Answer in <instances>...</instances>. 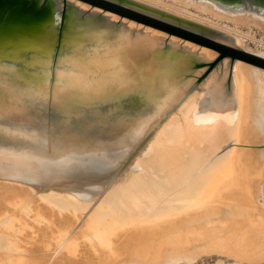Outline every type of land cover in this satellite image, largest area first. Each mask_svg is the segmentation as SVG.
Returning <instances> with one entry per match:
<instances>
[{
  "label": "bare ground",
  "instance_id": "bare-ground-1",
  "mask_svg": "<svg viewBox=\"0 0 264 264\" xmlns=\"http://www.w3.org/2000/svg\"><path fill=\"white\" fill-rule=\"evenodd\" d=\"M195 1L264 23L263 1ZM10 21L22 26H0V62L19 66L0 64L1 119L53 133L40 117L51 112L69 116L60 131H85L102 105L126 103L148 110L138 133L153 132L119 144L52 135L55 161L0 152V264L264 262L263 52L144 0H0ZM77 149L91 151L68 158Z\"/></svg>",
  "mask_w": 264,
  "mask_h": 264
},
{
  "label": "water",
  "instance_id": "water-1",
  "mask_svg": "<svg viewBox=\"0 0 264 264\" xmlns=\"http://www.w3.org/2000/svg\"><path fill=\"white\" fill-rule=\"evenodd\" d=\"M3 6V5H2ZM7 8L11 9V6L6 5ZM124 7V6H123ZM41 9V8H40ZM39 9V10H40ZM22 26L21 23L18 22H13L10 21L9 23H1L0 26H6V28H9L10 26ZM171 25V24H170ZM24 26H27L24 24ZM122 28V29H127V26L124 27L121 25L120 22L115 24L114 28ZM178 27V26H176ZM63 27H60L59 32H58V39L59 41H61L63 39V34H64V30L62 29ZM180 28V27H179ZM1 30V28H0ZM60 44V43H58ZM171 46L169 39L165 40V44L163 46V48L165 49V51L170 50L171 48H169ZM181 49H185L182 46L178 47ZM2 49H0V53ZM4 54V53H3ZM8 62V63H7ZM1 65H10V64H15V66H19L17 61L14 60H9V61H4V62H0ZM147 65V64H146ZM204 64H197V66L195 65V67L193 68V70L191 71V73H188L187 75L185 74L183 76L182 80L188 79L189 76H195V74H192V72H195V70L198 67L203 66ZM217 65V62H210L208 64H206L205 66H207V72L203 73L202 76L198 77V81L195 83H199L201 81H204V79L208 76V74L214 69V67ZM176 70V69H174ZM173 70V71H174ZM165 71L169 72L168 70L165 69ZM171 72V71H170ZM175 72V71H174ZM171 74H174L173 72H171ZM130 98L132 96H129ZM52 100V99H51ZM50 100V101H51ZM126 100H123V102H126ZM123 105H126V103H121L119 104L120 108L118 109L117 106H112L109 108V104H104L100 107L99 112L95 115L90 114L89 118H92L95 120L94 124L95 127L90 128L89 130H81L80 125L76 124V125H72L70 126V129L73 128V130L71 131H66L65 129L63 131V128H67L68 126V120H69V116L68 115H62V116H53L50 115L51 112H48L46 115H44L43 113L41 114V120L43 121L45 128H47L48 130H53V133H41L42 129L41 128H36V129H30L28 128H22L18 125H14L12 123H8L5 122L3 119H7V118H0V152H5V151H11L13 148L15 149V151H28L34 154L39 155L40 153H42L43 151H46L47 154L46 157L50 158L48 160H52L55 161L56 158L55 156H52V152L55 151L52 143L51 142H56V141H52L50 138L52 135H57V136H61L63 138H68L70 139V141H74V142H80L82 140H89L91 138H96L98 141L102 142V143H113V144H119L124 142L125 140H136L138 141V139H140L139 141L143 142L145 139H147L153 132V130H148L147 132H145V134H140L138 133L140 130L136 131V127L139 125L140 121H145V119H148L147 117H140L141 119L138 120L137 118H139L140 115H143L145 113L148 112V110H143V111H138V113L136 112V115L133 114H128V110L126 109V107L123 108ZM39 106V103H38ZM176 107V106H174ZM171 108L170 112L174 109ZM109 109V110H108ZM122 112L124 114H122ZM74 117H76V115L73 114ZM136 118V121L134 122ZM166 117H162L158 123L155 126H159L161 125ZM98 119H101L102 121L99 122L98 124H96V121ZM88 120V119H86ZM134 122V123H133ZM149 122V121H148ZM148 122L145 123L146 125H148ZM136 123V125H135ZM145 125V126H146ZM29 130V131H28ZM44 130V128H43ZM146 130V129H144ZM26 131L31 132V133H26ZM38 132V133H37ZM41 133V134H40ZM70 133L72 135H70ZM65 140V139H64ZM139 143V142H138ZM142 144V143H141ZM139 148V146H138ZM137 148V149H138ZM91 149V148H89ZM89 149H77L75 152H70L68 154V158H79V156H83L85 152H88L85 155L90 154L89 152L91 150ZM99 153H103V150L99 151ZM130 154V153H129ZM58 158V157H57ZM66 158V159H68Z\"/></svg>",
  "mask_w": 264,
  "mask_h": 264
},
{
  "label": "rangeland",
  "instance_id": "rangeland-1",
  "mask_svg": "<svg viewBox=\"0 0 264 264\" xmlns=\"http://www.w3.org/2000/svg\"><path fill=\"white\" fill-rule=\"evenodd\" d=\"M144 1L150 2L152 4L156 3L168 9L200 19L206 23H211L213 25L222 26L225 29L232 32L233 34H236L242 37L243 39H245V46L250 51L264 53V23L262 22V19L260 18L251 17L248 15H232L230 17H226L224 16V14L217 15L213 13L211 10H209V9H213V7L210 4L205 3V2H203V4H200V2H197L195 0L193 1H190V0H144ZM258 1L264 2V0H258ZM216 66L214 67V70L216 69ZM188 73H191V71L183 72L184 75L185 74L187 75ZM192 74H195V72H192ZM179 75H182V74L180 73ZM200 75L202 76L203 73H201ZM193 77L195 76H189V78H193ZM195 80H196L195 82H197L198 78L197 79L195 78ZM261 100H262L263 109H264V99H261ZM145 115H147V113L140 115L139 117L144 118ZM136 131H138L137 127H136ZM262 202H264L263 199H262ZM177 264H181V262ZM190 264H256V263H251L249 261L241 262L239 258H236L235 260H233L231 258L229 259V258L218 256V255H212V256H202ZM258 264H264V262H261Z\"/></svg>",
  "mask_w": 264,
  "mask_h": 264
}]
</instances>
